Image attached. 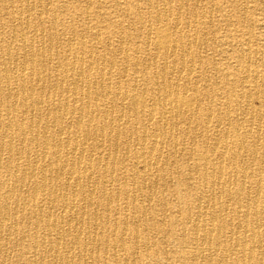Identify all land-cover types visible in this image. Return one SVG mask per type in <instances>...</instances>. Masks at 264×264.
<instances>
[{"label":"bare ground","instance_id":"obj_1","mask_svg":"<svg viewBox=\"0 0 264 264\" xmlns=\"http://www.w3.org/2000/svg\"><path fill=\"white\" fill-rule=\"evenodd\" d=\"M250 2L0 0V264H264Z\"/></svg>","mask_w":264,"mask_h":264},{"label":"rangeland","instance_id":"obj_2","mask_svg":"<svg viewBox=\"0 0 264 264\" xmlns=\"http://www.w3.org/2000/svg\"><path fill=\"white\" fill-rule=\"evenodd\" d=\"M246 5H247L249 8H251V6H252V3L250 2V0H247V3H246ZM215 18H217V17H215Z\"/></svg>","mask_w":264,"mask_h":264}]
</instances>
